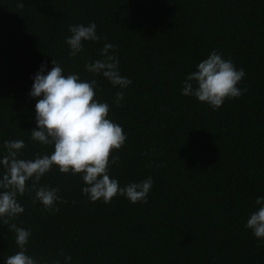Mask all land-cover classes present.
Listing matches in <instances>:
<instances>
[{"label":"trees","instance_id":"trees-1","mask_svg":"<svg viewBox=\"0 0 264 264\" xmlns=\"http://www.w3.org/2000/svg\"><path fill=\"white\" fill-rule=\"evenodd\" d=\"M90 21L101 40L70 57L68 26ZM105 42L132 80L121 107L112 104L118 89L84 68ZM213 49L244 68L238 86L248 89L217 110L181 94ZM52 59L65 74L95 78L127 133L110 176L154 184L147 203L91 202L80 174L53 166L40 183L60 187L59 211L33 203L34 193L18 197L25 211L14 222L31 229L29 254L42 264L62 254L72 264H264V242L245 228L264 196V0H0V145L22 139L25 158L53 150L30 139L38 98L28 95ZM18 250L0 224V264Z\"/></svg>","mask_w":264,"mask_h":264},{"label":"clouds","instance_id":"clouds-1","mask_svg":"<svg viewBox=\"0 0 264 264\" xmlns=\"http://www.w3.org/2000/svg\"><path fill=\"white\" fill-rule=\"evenodd\" d=\"M68 31L71 35L65 42L70 57L82 54L86 41L101 40L95 21L86 25L71 24ZM116 48L114 43L105 42L99 49L100 58L86 62L84 68L118 89L112 104L121 107L132 80L121 74ZM51 64L49 70L47 62H41L31 76L33 83L28 95L38 98L34 106L36 127L31 129L30 139L53 150L25 158L22 150L26 145L22 139H6L0 145L3 149L0 152V224L15 233L19 249L5 257L4 264H42L28 252L31 229L20 227L14 221L25 211L18 197L26 192L34 193L33 203L39 202L49 211H59V203L66 202L59 186L40 183L53 166L61 173L80 174L84 182L81 192L91 202L111 203L114 196H123L133 204L147 203L154 184L151 176L125 185L110 176V167L120 160L114 150L125 144L127 133L110 118L109 102L98 98L100 84L95 78L82 79L78 72L65 74L56 59ZM245 75L243 67L237 68L231 58L213 49L195 65L194 71L186 74L181 82V94L195 97L217 110L226 99L240 98L247 92L246 87L238 86ZM255 205L259 207L250 212L245 228L251 229L258 242H264V196L256 197ZM62 255V260L55 259L52 264H72L71 255Z\"/></svg>","mask_w":264,"mask_h":264}]
</instances>
